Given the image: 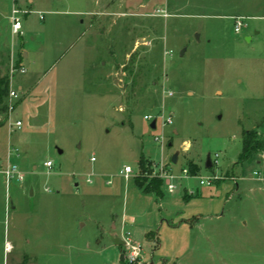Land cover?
I'll return each instance as SVG.
<instances>
[{
  "label": "rangeland",
  "instance_id": "374dc122",
  "mask_svg": "<svg viewBox=\"0 0 264 264\" xmlns=\"http://www.w3.org/2000/svg\"><path fill=\"white\" fill-rule=\"evenodd\" d=\"M2 77L24 178L0 175V264H264V149L239 160L244 132L264 145V0H0Z\"/></svg>",
  "mask_w": 264,
  "mask_h": 264
},
{
  "label": "built area",
  "instance_id": "2783aa9c",
  "mask_svg": "<svg viewBox=\"0 0 264 264\" xmlns=\"http://www.w3.org/2000/svg\"><path fill=\"white\" fill-rule=\"evenodd\" d=\"M26 13H27L26 11L20 10L19 8L17 9L14 7L12 9V12H11V32L13 35H16V36L22 35V22L20 19V14H26ZM233 20H234V23H233L234 32L239 33L240 30L244 27V23L240 17L233 18ZM10 72H11L10 77H12V75L16 72L24 73L25 69H24V67L18 68L17 66L12 64ZM10 80H11V82L9 81L10 88H8V93L6 96V110H7V114H8L6 122L9 119V115L15 111L16 104L19 101V93H18L19 90H16V89L11 87L13 78H10ZM144 119L146 121H151V122L153 120H155L157 123V119H154L151 116H145ZM15 127L17 129H19L21 127V122L17 121L15 123ZM12 152L14 154H16V156H18V154H17L18 151L16 149L9 148V151L7 153L6 158L2 161L0 160V175H2L4 178L6 189H8V187L12 181L22 183L23 178H24L23 173L19 171L17 165L11 161ZM215 157H217V156H215ZM45 166L47 168H50L51 162L47 161L45 163ZM132 172H133L132 168L129 166H126L123 169V172H120V174L125 179H127L131 175ZM153 175H154L153 177L164 181L166 189L169 193H172L176 189V184L174 181L177 179V175L173 174L170 170H165L161 167L158 170H156V172H154ZM180 176L182 178H189L190 174L188 172V169L187 168L181 169ZM88 182L91 183V180L88 179ZM107 184H110V181H107ZM200 184L201 185H210V182L207 180H204V179H200ZM125 245H126V241H125Z\"/></svg>",
  "mask_w": 264,
  "mask_h": 264
},
{
  "label": "trees",
  "instance_id": "16d2710c",
  "mask_svg": "<svg viewBox=\"0 0 264 264\" xmlns=\"http://www.w3.org/2000/svg\"><path fill=\"white\" fill-rule=\"evenodd\" d=\"M9 88V81L7 77L0 78V111H5L6 106H4V98L7 96ZM7 116L2 119L0 122V126L6 123ZM258 136L256 132H244L242 138V147L241 153L239 155L240 162L249 161L255 154L264 149V145L258 140ZM145 161L140 157L139 159V167L143 169ZM161 181L158 179L149 180L145 185L140 184L143 187V191L146 193H152L155 196L159 197L161 192L159 190V185Z\"/></svg>",
  "mask_w": 264,
  "mask_h": 264
},
{
  "label": "water",
  "instance_id": "95a60500",
  "mask_svg": "<svg viewBox=\"0 0 264 264\" xmlns=\"http://www.w3.org/2000/svg\"><path fill=\"white\" fill-rule=\"evenodd\" d=\"M150 128L151 129H155L156 128V121L153 120L150 124ZM169 146H171V144H169ZM171 162L173 164H176L177 162V153H175L172 158H171ZM212 167V162L210 159V156L207 155L206 157V162H205V168H211ZM110 240L112 241L113 245L115 246H124L125 245V241L122 240L121 238H119L118 236H110ZM120 260H122V255L120 256Z\"/></svg>",
  "mask_w": 264,
  "mask_h": 264
},
{
  "label": "crops",
  "instance_id": "0c3cea01",
  "mask_svg": "<svg viewBox=\"0 0 264 264\" xmlns=\"http://www.w3.org/2000/svg\"><path fill=\"white\" fill-rule=\"evenodd\" d=\"M28 2H29V4H31L32 3V0H28ZM22 38H23V35H22ZM23 40V39H22ZM23 42V46H24V44H25V41L23 40L22 41ZM28 58V53L27 52H25V46H24V52H23V59H27ZM24 61V60H23ZM22 61V64L24 63ZM23 89V87L20 85V84H18V90H22ZM31 100L32 101H35V100H38V98H32L31 97ZM5 124V123H4ZM8 151H9V149H8ZM8 151H7V153H8ZM7 153L5 154V157L4 158H1L0 160L2 161V160H4L5 158H6V156H7ZM2 176V175H1ZM2 178H3V176H2ZM4 179V178H3ZM8 190V189H7ZM9 206H7V204H6V207H5V209H7ZM12 208V207H11ZM2 236V241H4V240H6L5 239V237H6V232H5V230H3V235L0 233V237ZM1 239V238H0ZM7 244H8V242H7ZM12 247H13V245H8L7 247H5V244H2V248H1V251L2 252H4V251H7L8 250V248H10V250L12 249ZM14 249V248H13Z\"/></svg>",
  "mask_w": 264,
  "mask_h": 264
}]
</instances>
